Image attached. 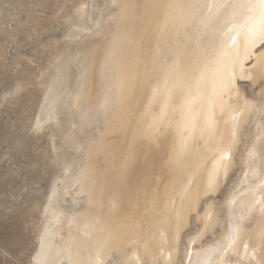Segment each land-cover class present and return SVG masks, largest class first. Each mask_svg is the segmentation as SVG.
<instances>
[{"label": "bare ground", "instance_id": "1", "mask_svg": "<svg viewBox=\"0 0 264 264\" xmlns=\"http://www.w3.org/2000/svg\"><path fill=\"white\" fill-rule=\"evenodd\" d=\"M35 3L65 27L21 69L58 166L32 264H264V0Z\"/></svg>", "mask_w": 264, "mask_h": 264}, {"label": "rangeland", "instance_id": "2", "mask_svg": "<svg viewBox=\"0 0 264 264\" xmlns=\"http://www.w3.org/2000/svg\"><path fill=\"white\" fill-rule=\"evenodd\" d=\"M34 1L0 0V7L5 8H1L5 11L1 10L2 17L0 14V264H32L38 243L40 211L58 171V166L48 158V131L31 130L40 93H25L29 85L20 77H23L24 61L37 66L45 58L47 45L60 38L65 25L48 30L42 28L43 19L39 20L43 24L38 21L36 25L24 23L34 14L40 18L51 15L52 10L43 9ZM34 28L39 35L23 36ZM34 60L37 62L33 63ZM19 84L23 89L18 87ZM238 85L246 96L253 95L255 86H251L249 80L239 79ZM231 175L229 180L234 178L236 171ZM229 180L223 183L215 199H221L225 194ZM194 227L195 223L191 221L184 230L185 234Z\"/></svg>", "mask_w": 264, "mask_h": 264}]
</instances>
